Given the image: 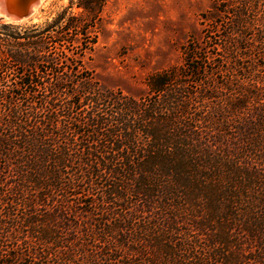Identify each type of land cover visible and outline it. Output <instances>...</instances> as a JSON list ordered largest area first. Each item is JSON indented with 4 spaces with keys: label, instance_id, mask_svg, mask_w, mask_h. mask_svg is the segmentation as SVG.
I'll list each match as a JSON object with an SVG mask.
<instances>
[{
    "label": "trees",
    "instance_id": "1",
    "mask_svg": "<svg viewBox=\"0 0 264 264\" xmlns=\"http://www.w3.org/2000/svg\"><path fill=\"white\" fill-rule=\"evenodd\" d=\"M103 2L77 6L97 15ZM66 11L4 38L12 24L0 23V66L14 61L39 78L45 67L55 78V90L32 99L17 88L39 85L34 74L0 75V264H264V0H215L202 15L205 41L190 38L183 66L149 76L148 103L64 68L73 41L61 34L56 44L50 31L79 27ZM207 67L212 84L202 83ZM193 92L200 113H189ZM107 101L121 107L109 114ZM223 190L240 202L227 209V234L213 238L189 207Z\"/></svg>",
    "mask_w": 264,
    "mask_h": 264
},
{
    "label": "rangeland",
    "instance_id": "2",
    "mask_svg": "<svg viewBox=\"0 0 264 264\" xmlns=\"http://www.w3.org/2000/svg\"><path fill=\"white\" fill-rule=\"evenodd\" d=\"M77 1L73 0L71 3V0H40L33 6L30 13L20 17L0 12V23L12 24L10 27L3 25V38L5 33L16 34L34 28L43 29L67 10L65 19L74 15L79 20V27L68 30L54 27V30L50 31L56 44L61 34L73 41L65 45L62 55L67 56V62L64 63V68L68 69L66 65H69V69H73L74 73H77L76 69H79V75L88 79L89 84H96L100 87V91H107L110 96L144 100L147 103L155 99L147 84L149 76L162 70L183 66L182 47L190 38L205 41L208 26L202 15L210 10L215 2V0H104L101 11L94 15L77 6ZM221 33H224L222 28L216 29L213 42L221 41ZM1 43L3 48L6 47L4 40ZM218 65L219 63L214 62L210 66L215 70ZM61 69L63 68L59 70ZM210 69L212 68L207 67V74L202 75L204 79L202 83L215 82L210 76L212 73ZM24 72L34 74L35 80H39L40 84L17 88L18 93L28 95L32 99H39L46 92L55 90L54 85L49 86L51 81L55 83V78H52L53 72L48 75L49 69L45 67L43 71H40V75L45 77L39 78L37 69L31 70L14 61L3 60L2 67L0 66L1 76L19 80ZM212 76H216L218 82H223L224 77L220 73L214 72ZM192 80L194 78L189 80L191 87L189 91L197 90L199 87L198 83ZM201 103L200 94L194 93L189 113H200L203 110L200 107ZM120 107L121 103L107 101L103 110L114 114ZM81 110L83 108L78 109L77 106L72 108L74 113L79 111L83 115H88ZM100 129V131H106L105 126ZM83 138L88 140L89 134H84ZM214 195L215 197L211 195L210 199H194V204L189 207L192 215L198 214L204 220L203 226L205 223L212 229L209 233L204 231L205 235L200 232L202 242L199 245L203 248L208 244L209 236L206 237V233L212 235L213 231H218L227 234L229 226L226 219L227 209L232 202L234 204L240 202L239 199L230 200L229 196L224 194V190L223 194L218 191ZM131 198L132 201H139L136 195ZM205 201H209L210 207L203 206ZM0 211H3V201H0ZM3 244V228L1 227V252H3ZM203 248H200L201 255L204 252ZM219 262L216 260L213 264H219Z\"/></svg>",
    "mask_w": 264,
    "mask_h": 264
},
{
    "label": "bare ground",
    "instance_id": "3",
    "mask_svg": "<svg viewBox=\"0 0 264 264\" xmlns=\"http://www.w3.org/2000/svg\"><path fill=\"white\" fill-rule=\"evenodd\" d=\"M7 1H9L8 3H6L5 2V0H0V12L1 13H4V14H6V15H12L13 14V8L15 9V10H18L17 8H19V9H22L21 7H18V5H21V3L22 4H26L27 3V1L28 0H7ZM30 1H32L33 3L31 4V6H32V8H33V6L36 4V3H38L39 1H37V2H34L33 0H30ZM29 1V2H30ZM28 2V3H29ZM31 3V2H30ZM16 7V8H15ZM11 10H12V12H11ZM10 12H11V14H10Z\"/></svg>",
    "mask_w": 264,
    "mask_h": 264
},
{
    "label": "water",
    "instance_id": "4",
    "mask_svg": "<svg viewBox=\"0 0 264 264\" xmlns=\"http://www.w3.org/2000/svg\"><path fill=\"white\" fill-rule=\"evenodd\" d=\"M30 0H28L27 1V3L24 5V4H22L21 3V5H18V7H21L22 9H19V8H17L18 10H15L14 8H13V14L12 15H15V16H21V15H24V14H28V13H30L31 12V10H32V6H31V4L33 3L32 1H30ZM34 2H37L38 0H33ZM5 2L6 3H8L9 1H7V0H5ZM29 2V3H28ZM16 8V7H15ZM11 12H12V10H11ZM11 12H10V14H11Z\"/></svg>",
    "mask_w": 264,
    "mask_h": 264
}]
</instances>
